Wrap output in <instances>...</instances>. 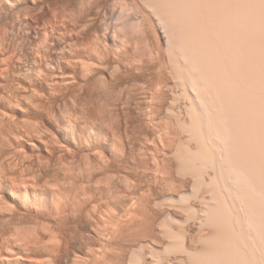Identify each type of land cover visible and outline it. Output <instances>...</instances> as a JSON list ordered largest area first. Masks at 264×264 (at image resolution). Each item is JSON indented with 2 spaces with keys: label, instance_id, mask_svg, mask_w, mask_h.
<instances>
[{
  "label": "bare ground",
  "instance_id": "bare-ground-1",
  "mask_svg": "<svg viewBox=\"0 0 264 264\" xmlns=\"http://www.w3.org/2000/svg\"><path fill=\"white\" fill-rule=\"evenodd\" d=\"M68 1L67 5H63L66 4L63 0L62 2L60 1L62 4L56 1L57 3H55V5L59 3L61 6L58 4L60 7H55L53 4L54 7L49 10L47 1L44 0H0V56H5L6 54L4 55V52L7 53L8 51V55L3 58H1L2 56L0 57V264H47L48 262L45 263L44 261V263H42L43 259L41 262L39 261L43 257L46 259L45 261L51 260L53 262H57V260H59V256L62 254L61 246L59 245L60 241L57 244L52 240L56 236L59 237L58 235L61 234L59 227L65 224L64 222L69 215H75L73 218H76V216L78 217V215L79 217H83L87 212H92L91 210H93V208L96 210L95 207L98 205L106 208L107 211L108 209L111 210L109 211L110 214H112L110 215L112 217H109L113 221H116L117 219L120 221L124 218L127 220V218H134L135 216L136 217L134 219H136L137 214L135 213L139 214L140 212L142 213H140L141 215L139 214V217H143V214H146V217L147 214H149L152 217L151 219H153L152 222L150 221L151 225L150 223L148 224V220L150 219H147L150 216L146 217L147 220L145 219V221L148 222L143 223L145 232L147 228L145 225L148 224V227L150 225V229L147 228L149 232L146 233V240L149 238V244H143V242H141L142 244L140 243L136 245L140 242V239H138L139 242L137 243L134 238V240L130 239L135 242V249H133V247L129 244L128 247L126 245L127 243H123V233L125 232V228L119 230L117 227L120 232L124 231L121 233L122 235L120 232L119 234L122 236V239L120 238L122 242L121 244H124V246L126 245L127 248L126 246L124 247L118 243L117 246L114 247L115 243L113 244V241L114 239H117L115 236H119L117 230L114 229L117 233L112 234L110 232L108 237L106 234L108 233L106 232L107 229L103 230V232L105 231V234L102 231L98 232L99 236L103 233L100 237L101 244L104 247H107V249L111 248V251H108H115V248H119V250H121L119 253L120 256L116 255L117 257L112 260V257L108 260V256L106 254H102L103 258L107 256L104 260L102 258L104 264H106L107 261H110V264H126L128 260L131 261L130 263L133 262L134 264H156L157 261L161 260V254H164V252L160 253L164 247L163 251L170 248L172 249V247L173 249L177 247L175 249L180 251L182 246L183 251L180 253H185L186 258L184 259L183 256V259L180 257L179 259L174 255V259L172 258L173 260L171 261L168 260L170 261L168 264H227L224 263L225 261L228 262V264H257L256 261L258 262L261 257L263 258V262L261 260L262 263L258 262V264H264V77H261L264 76V64L261 62L264 61V48L262 52H259L261 51L259 49L257 51V47L255 48L256 50L254 49L255 51L252 48L253 52L251 50L246 51L244 50L246 48L243 43L244 41H247L246 44L248 41L255 43L253 37L259 41L260 39L258 36H260V34L262 35V33L264 35V32H262L264 31V25H262L263 22H258L262 24H258L257 26V23H253L254 20H250L252 15L256 16L257 14L256 17H258L261 11H264V8H259V2L264 0H249V2L248 0H245L247 6L250 4L251 7H256L258 4L256 7L258 11L257 9L254 10V8L251 9L250 5L249 9L245 6V11H243L240 7L243 5L242 3H244V5L246 4L244 0H241V2L240 0H234V3L233 0H191L186 3H184L186 0H182L184 7L181 3L182 1L178 2L177 0H173L174 2H177L171 3V5L175 6L176 4V6H179L177 3H181L182 6L180 4V7L185 9L184 17H181L183 18L184 26H182L184 30H182L183 28H179V32L181 33V31H184V34H176L175 32L178 33L177 29L176 31L172 29V33L179 36L181 35V38L184 35L183 38H185V40L181 39L179 36V39L183 40L182 42L174 41L171 39L172 37L170 38V40H173L174 43H172L174 45L177 44L178 48L180 46L178 50L181 51L177 52V54H180L177 56L175 55L176 53H173L175 56L172 57L170 62L171 64L169 63L170 67L166 66L164 63H152L149 65L147 63L145 65L144 62L139 59L140 57L137 56L140 51L133 55L134 50L132 51L129 45L133 46L134 44H138L140 42L138 45L142 44L143 46L144 44L142 43V40L146 37L141 38L140 36L146 35L144 33L145 29L139 21V24H136L137 20H135L136 22L134 24L132 22L134 20L131 19L132 21H129V18H127L129 22H124V19L122 23L120 21L121 24H118L119 21L117 24H112V19L115 16L114 10L116 8L114 9V6L116 4V0H105L104 3L101 1L103 5H99V0ZM165 1L167 5L169 2L167 3V0ZM251 1L253 4H251ZM44 2L46 3L43 6ZM239 2L240 4H238ZM196 3L199 4V6L201 5L200 8L203 6L202 9L199 8L200 11L197 9L198 12L196 14H199V16L195 14L197 8L196 6H198ZM214 3L217 7L219 6V8H221L220 12L218 11L219 8L216 10L213 7L215 5ZM236 3L238 5H236ZM160 4H162V2ZM45 5L47 6L49 13H45ZM229 5L236 8H230L232 11L226 9L225 6L228 7ZM209 6L215 10L214 11L211 8V10L214 11H212L213 13L209 11ZM237 6L241 10H239L241 14L236 10L238 9ZM150 7L151 6H149V8ZM163 7L161 10L162 14L164 9L167 14L168 10L172 8L167 16H172V18L169 19L174 25H177L178 28V24H182V20L180 19L181 13H178L180 12L179 9L178 11L175 10V7L170 6V4L167 7L169 8L168 10H166V7L163 9ZM222 7L225 9H222ZM158 9L160 10V8ZM158 9L156 10L158 11ZM259 9L263 10H260L259 12ZM246 10L247 14L244 13ZM242 11L244 13L243 15H249V18L243 17V19H240L241 16H243ZM253 11H256V13ZM161 13L157 14L164 18V14L162 15ZM216 13H219V15ZM121 14L123 15L124 13ZM170 14L171 16H169ZM229 14L233 16L230 18ZM213 15H218L219 21L216 19L218 17L216 16L215 18ZM263 15L264 13H261L260 16L262 19H259V16L256 18V21L257 19L264 21ZM160 16H158L159 19H161ZM202 17L203 22L201 21V23L197 24L195 20L200 21L198 18ZM223 17L227 20L229 18H234L233 22H239L241 20L239 23L244 22V19L247 18L249 19H246L247 22L251 21L256 27L252 26V24H249L247 27V23L245 26L238 24V22H235V24L237 23L239 26L236 24L232 27L230 24L234 23H230V19V21H227L226 19L223 20ZM212 19L214 22H212L213 25H210L211 27L214 28L215 23H220V25L219 23L218 25L215 24L218 30L216 27L214 29L220 34H218L217 31L211 30L209 28L210 26L207 27V25L211 23L210 21ZM171 21H169L170 23L168 22L170 25ZM220 21L224 25H222ZM94 22H97V26L95 25V27ZM165 23L167 24V22ZM205 23L207 25H205ZM226 23L231 26L230 28L228 25L229 30L231 29L230 32L233 31L230 34L229 31L225 30L226 28L228 30V27L225 26L227 25ZM173 24L171 26H173ZM168 25L166 29L168 28ZM91 26H93L94 29ZM236 26H238V28ZM260 26L262 28L261 31L259 30ZM241 27L247 28L244 29ZM241 29L245 30L243 31L244 33H242ZM247 30L251 31V33ZM253 30L257 35L259 34L258 36L256 35L257 38L254 36L255 33ZM257 31L259 32L257 33ZM214 32L222 38L218 36V38H216V35L214 36ZM234 32L240 33H238V35ZM248 32L251 36L249 34L247 37L245 34L248 35ZM197 33H201V35L198 34L199 37L201 36L200 38L197 35V38H199L196 39L198 40V43L194 40ZM225 33L226 35H224ZM233 33L234 35H231ZM10 34H13L12 40ZM206 34H209V36ZM227 35H231V39ZM210 36H212L213 39L215 38V41H217V47L222 45V39L225 38L230 41L229 43V41L226 40L225 43L227 41L228 43L225 44V46L228 44L231 45V43L235 45L237 42V44L243 43L242 47H244V49L242 48L243 50H236V47L235 49H233V47V50L230 49L229 51L228 49L219 50V48H216V50L215 48H212L213 50L208 48V50H206L209 46L207 44H210ZM238 36L242 37L240 38ZM234 37L236 38V41L234 40ZM243 37L244 40L242 41ZM173 38H175V36ZM206 38L208 40H206ZM238 38L240 42H238ZM22 39H25V41L29 40L33 44L31 52L28 51L30 56L27 59H25V56L22 57L21 52H18L16 51L17 49H15V46L17 48L21 45L20 43ZM262 39L260 40L263 42L260 43L261 45L264 44V37ZM144 41L148 42L147 39ZM213 41L214 40H212V42ZM177 42L181 43V45H178ZM212 42L210 45H213L210 47L214 46V43ZM218 43L220 44L219 46ZM17 44L19 45L17 46ZM57 44L62 47L60 50V47L58 46L60 50L59 53L56 48ZM260 44L256 43V45H259V48ZM200 45L204 46V49H201L202 46ZM254 45L252 47H254ZM11 46L12 50L10 49ZM145 46L147 45L145 44ZM143 48L145 47L143 46ZM247 48H249V46ZM8 49L10 51L15 50L14 52H9ZM148 49L146 50L149 51ZM15 51L19 54H16ZM249 52H252L253 54ZM254 52L257 53L254 54ZM244 53H247L249 56ZM256 54H261L262 57ZM143 57L145 56H142V58ZM150 57H148V59H150ZM180 57L181 60L184 59L185 62H183L185 64L181 63V60L179 59ZM260 59L262 60L260 61ZM248 61L249 63H254V65L251 66L252 64H248ZM243 62H245L244 65H247V67L241 65ZM255 64H257V66H255ZM260 64L261 66H259ZM16 66L18 67L17 70L15 69ZM254 70H257V72L255 73ZM259 70L261 72H259ZM251 71L254 72V74ZM245 73L247 74L246 80H244ZM250 74L251 76H248ZM255 75H257V77ZM258 77L262 78H259L261 82L257 79ZM249 78H252L253 80ZM251 87H254L255 90ZM249 89L252 90V92L248 91ZM259 90L261 91L260 93ZM256 91H258V93ZM137 97L139 98L137 101L140 105L135 101ZM136 106L138 107L136 108ZM243 110H246L245 112H247V114L245 112L243 113ZM134 113H140L139 115L142 116V121L140 123L135 124L133 120V123L130 122V118L135 115ZM36 114L45 115V117H43L44 122L40 120L42 124H40V121L37 119L36 120L38 122L33 120L32 116H35ZM163 114H170L173 115V117L177 114H180L181 117L184 115L185 118H183V120L181 119V121H183V125L181 124L183 129H180L181 131L183 130L182 132L184 133H181L180 136L188 134L187 138L177 136V133L180 131L178 130L179 132H177L176 128L178 125L175 126V124H178V118H181L178 117L177 122H169V125L166 123V127L168 126L166 128L168 131H165L166 136L163 138L157 137L159 138L158 142L155 141V139L157 140L156 137L154 140H149L147 138L144 139L143 137L145 136L143 135L148 132L151 127H157L160 123H158V119L161 115L163 116ZM168 115L166 117H168ZM165 122L168 121L165 119ZM159 126H161V124L158 125V130ZM163 127L164 126H162V128ZM153 132L156 135L154 130ZM161 133L164 134V132H160L158 135H165ZM142 138L146 140L144 143L141 141ZM194 139L195 142L197 140V142H199L198 144L196 142V146H194V142L192 145V141ZM207 140H213L214 142L210 143V141L208 142ZM68 143L71 144L72 147L70 145L69 147ZM138 144L141 146V149L144 147H142V145L146 144V146L151 145L153 148H157L155 149L156 151H158L159 148L166 150L167 152L163 150L166 155L168 153L177 155L176 158L179 161L176 167L177 169H174L177 163H169V159L167 160L168 162L166 161L168 157L164 159L166 162H164L165 164L163 165L165 166H163V168L158 166L162 168H159L160 170H163L164 168L166 169H164V171H167L165 172V174L167 173L166 176H168V173L170 174V177H167V179L169 178L168 181H166V177L163 179L166 183L168 182L167 189L170 187L167 192L175 194L174 197L170 198L171 201L169 203L172 204L174 202L175 205L173 204L172 206H176L177 203V208L175 207L176 209L170 206V208L172 207L170 212L173 209L178 211L180 210L181 212V209L185 208L183 209L184 211H182V214H184V212L186 213V211L192 213L194 210L196 211V216H198L199 213L197 214L195 205L193 209V206H191L190 203L187 205L185 203L186 200L187 202L188 200L192 202L197 196H192V192H194L193 189L195 187L192 189L191 186H195V182L198 183L197 179H201L199 182L203 183L204 187L210 186L211 188V186L215 185V193L216 191L218 193H216L218 198L213 202V204H216L212 205L211 201L215 200V197L217 196L216 194L214 195V198H211V196V199L209 198L211 201H209L207 199V192L209 193V191L213 189H208L207 187V191H205L202 189L203 187L201 184V188L200 186H196V189L199 188L197 189L198 191L196 190L197 193L201 190L204 194L202 198L198 197L201 193L197 196L198 200L200 198V202L204 203L201 204V207H199L201 208V212H204H202L203 215H206L202 218L205 217L204 219H206L209 215L206 213H210L212 215L213 212L211 211L214 210V218L213 216L207 217L209 218L207 219L208 226L211 225L208 220L213 218L211 220L212 223H216L217 221L220 224L218 223L216 226H222V224H224L223 227H225V223L227 222L226 219L229 218L228 222L231 223V227L227 224L226 227L227 229L229 227L232 230L233 225L241 223L238 218L236 219V217L241 216V221L243 216L242 220L245 223L243 221L242 222L245 226H243V224L240 225V232H243L247 228L246 230L249 231H246L244 234L250 232L252 237L249 236V238L248 234H246L250 240L247 238L245 239V237H240L241 234L238 235L239 232L237 234L238 230L235 231V228L236 226L239 228V224L233 228L234 234L236 232L239 236L237 239L235 237L237 243V246H235L234 236L236 235H233V239L231 237V240H234L233 242L229 239L230 237H228L232 236V234L229 235L232 231L228 234L229 229L227 232L225 231V228H221L219 226L218 228L214 227V233L211 232L208 234L206 232H210L211 230L207 231V229H212V226L215 224H212L211 227L206 225L208 228L205 229L206 232H204L205 230L203 229L206 228V226H202V228L200 226L202 223L200 222L198 225L199 230L201 228L200 231L203 230V232H199V230H197V226V231L195 232L199 233H193L196 237L199 234L200 241H197L199 242L197 245L203 242V244L201 243V248H198L199 246H195L196 237L195 239L194 237L186 239L187 243L185 244V240H182L185 239L183 236H186L188 232L186 233L185 229L182 227L180 230L184 229L185 233L183 232V234L185 235L180 237L182 232L177 235L180 230L177 228V230L175 228L172 229L173 225H170L169 223L171 220H174L171 224L174 222L180 224L181 222L183 223L184 220H180V223H178V217L180 216H178L177 213H170L169 211L167 212L164 210L167 215L164 214L165 218L163 216V220L167 219V221H162L165 225L164 228H166V226L168 228L167 231H164L165 234H168L165 238L169 240V238L172 237L170 243L176 242L175 244L178 246H174L175 244L173 245L169 242L164 245L165 240L163 239L164 237H161V232L159 234L155 233V225H157L155 222L156 220L158 221L160 217V213L156 212L157 206H155L158 201L154 203L155 199L151 200L149 198L150 195H146V190L143 187L144 182H142L143 176L142 178L140 177L143 175L140 172L144 171V168L147 167L146 165H148V163L150 165V160L148 161L145 154L147 155V152L151 150H149V146L146 147L149 151L145 150L144 152L146 153L144 154L142 152V156L144 155L142 158L140 153L141 149L138 147ZM72 148H78L79 150H82V153L84 152V154L80 153L81 157H78L77 154L79 151L78 153L77 151H74L76 152V154H74V152H71V150H74ZM144 149L145 147L143 150ZM210 151L213 152L212 155ZM69 152H71V154ZM107 154H109V156H107ZM149 154L150 156L152 154V157L150 158H154L152 160L156 162V164L153 162L154 166L152 167H157L158 164L162 163L163 160H159L160 158L157 157L156 159L154 157L153 154L155 153L153 151ZM165 154L164 157L166 156ZM72 155L74 156L71 159L70 157ZM76 157H78V159ZM145 158H147L146 160L148 163L145 162ZM175 160L176 159H174V161ZM207 160L209 163L211 162L210 165H212V167L215 166L214 162H216L215 167H217V169L212 168L214 170L213 172L212 169H210L212 173L208 172V168L211 167H209V163L206 164ZM148 167L147 170H149ZM206 167L208 168L205 169ZM141 168L143 170L139 172V169ZM196 168H199L198 170H202V172L204 169V171L208 170L206 171L207 175L204 174V172H201L200 175L198 173L199 171L196 173ZM154 171L156 170L154 169ZM159 172L160 171H158L157 174H160ZM176 172H178L177 175L180 176V178H177L175 174ZM195 173L196 175L199 174L201 178H198L199 176H195ZM191 178L196 179V181L193 180V184L191 183ZM227 182H232V185L234 183L235 185L233 186L238 188L237 191L236 189L232 190V188L234 189L232 185L231 187H228L227 185L229 184ZM229 188L231 189L229 190ZM223 194L224 196L227 194L225 197H231L232 200L227 199L230 200V202L234 200L236 201V203L240 206L239 208L243 211V215H240V212L239 215H237V213L232 211L237 216L230 212L233 215L229 217L228 211H231L232 209L231 207L225 208V206L228 207V204L226 205V203L229 201L225 202L226 199H222L224 197L221 198ZM191 197L194 198L190 200ZM177 200L181 203L185 200L183 202L184 204H181V206L184 207H180L179 209V202ZM151 201H153V203H151ZM152 204H155L153 206L155 209L152 207ZM231 204L230 206H232ZM234 206L235 205H233L232 208ZM235 207V210H237L238 206ZM161 208L164 209V207ZM203 208L204 210H202ZM119 210L123 213L121 214ZM112 211L114 213H111ZM164 211L162 212L164 213ZM187 213L186 215L189 216V213ZM88 214H86V216H89ZM232 216H235L234 220L236 219V221L230 220V218H233ZM44 217L46 218L44 219ZM176 217L178 221H176ZM191 217L194 219L195 216L191 215ZM47 218L49 220H47ZM140 218L138 219L141 220ZM197 218H200V216ZM131 219L127 220L129 221V224L132 222ZM186 219L187 218H185V220ZM193 219L191 218L190 221L187 219V222L189 221L191 223ZM50 220L54 222V224L50 223ZM232 221L235 224H232ZM105 222L106 226L110 223V221L107 223L106 219ZM189 222L185 224V226H187ZM182 223L181 225L184 224ZM203 223L204 225L206 224L204 221ZM49 224H52V227L56 225L52 231L50 230L51 232L49 231L50 233L46 231L47 227H51ZM112 224L114 225V223H111L110 227H112ZM168 224L170 226H168ZM160 225L163 224H159V227H161ZM242 226L245 227L243 231ZM107 227L109 228V226ZM91 228H93V226ZM144 228L142 234H144ZM138 230L139 229H137V231ZM188 231L190 232L191 230L189 229ZM45 234H50L49 236L53 237V239H50L51 244L52 242L54 244L47 246L49 248H45L43 245L46 246L48 243V241H45L46 243L42 244V246L43 249L45 248L46 250H41L40 247L39 249H35L36 246L41 243L40 239L42 240ZM142 234L139 236L141 237ZM158 235L161 236L159 237ZM146 237L143 235L141 239L143 240L144 238L145 240ZM227 237L228 239H226ZM181 238L182 240L180 242ZM174 239L176 240L175 242ZM177 239H179V242H177ZM213 239L216 241L215 246V241H213ZM130 240L129 242L132 244V241ZM227 240L233 243L231 244L232 246H229L230 244H225V242H228ZM56 241L58 240L56 239ZM124 242H126V239ZM210 242L211 245L213 242L212 247L210 246ZM180 243L182 244L181 247L179 246ZM252 243L259 245L258 247L255 245V247L251 245ZM30 246L34 248L31 249ZM103 246L102 248L104 249ZM233 246H235L234 249ZM241 246L242 249L240 248ZM235 248L237 249L235 250ZM253 248L255 249L254 251L257 250L255 255L260 253V256L257 255L259 257H254L255 255L252 254L254 252ZM173 249L171 250L172 252H178L177 250L173 251ZM239 249L241 250L237 251ZM92 251L93 250L90 252L91 255ZM89 252L87 250L88 254ZM110 252L107 254H110ZM128 253H130L129 255L131 256H129V259H127ZM165 253H167V251ZM97 254L99 253L97 252ZM74 256L75 258H71L72 260L75 259L74 264L75 262L79 264V256H76V254H74ZM76 257H78V259H76ZM155 257L156 259H154ZM157 257L160 258L158 259ZM99 258L101 260V257ZM82 259L81 261H84ZM160 263L162 262H158V264ZM107 264H109V262Z\"/></svg>",
  "mask_w": 264,
  "mask_h": 264
},
{
  "label": "rangeland",
  "instance_id": "rangeland-1",
  "mask_svg": "<svg viewBox=\"0 0 264 264\" xmlns=\"http://www.w3.org/2000/svg\"><path fill=\"white\" fill-rule=\"evenodd\" d=\"M44 1H47V4H48V6H49V7H48L49 10H51V9L54 7L55 3L60 2V1L62 2V0H44ZM56 1H57V2H56ZM67 1H68V0H63V2L66 3V4H63V5H67V3L69 2V1H68V2H67ZM70 1H71V0H70ZM101 1H103V3L105 2V0H99V5H101V4L103 5V3H102ZM125 1H126V2H125ZM158 1H159V0H157V1H156V0H150V1H149V0H116V4H115V6H114V9L116 8V9L114 10V11H115V16H117V17L120 18V19H118L117 17L114 16V18L112 19V24H113V23L117 24L118 21H119L118 24H121L122 21H123L124 19H125L124 22H125V21L127 22V21H128L127 18H129V21L134 20V21H132L134 24H135V22H136L135 20H137V22L139 21V22L142 24V26L144 27V29H145V32H144V33L147 35V36H146V35H144V36H140V35H143V34H140V35H139L141 38H142V37H146V38H143V40H142V43L144 44L143 46H144L145 48H143L142 44H141V45H138V44H140V42H139L140 38H139V40H138L139 43H138V44H134L133 46H132V45H129L130 49H132V51L134 50L133 55L136 54V53H138V52L140 51V52H139L140 54L138 53L137 56L140 57L139 59H141V61H143L145 65H146L147 63H148V65H149V64H152V63H153V64H158V63H159V64H163V63H164L166 66H169V65L171 64L170 62H171L172 57L175 56V55L177 56V55L179 54V53L177 54V52L180 51V50H178V49L180 48V46H179V48H178L176 42H175L176 45H174V44H173V43H174L173 40H174V41H181V42H182L183 40H185V38H183L184 35L182 36V38L180 37V36L182 35V33L184 34V31H183V32L181 31V33L179 32V28L182 29L183 26H184V25H183V18H181V17H184V9H185V8L182 9V7H180V4H181V3L183 4V1H182V0H177L178 2H179V1H182V2H181V3H177V5H179V6H176V4H175L176 7H175L174 5H171V3H176L177 1L174 2L175 0H174V1H173V0H170V1L167 0V3L169 2V3L167 4L168 6H169V4H170V6L175 7V10L178 11V9H179V11H180V12H178L179 14L181 13V14H180V15H181V16H180V19H181L182 21H181V20H180V21L182 22V24H178V28H177V25H174V24L172 23V21L169 19V18H172L171 14L169 15V16H171V17H168V16H167V14L170 13V10H171L172 8H171L170 10H168L169 8H167L168 6L166 5V1H165V0H163L164 3H163L162 0H160V1L162 2V4H160L161 2H160V1L158 2ZM188 1H191V0H186L184 3L188 2ZM192 1H193V0H192ZM230 1H231V0H230ZM236 1H237V0H236ZM244 1H245V0H244ZM244 1H243V2H244ZM252 1H254V0H252ZM252 1H251V2H252ZM61 2H60V4H62ZM124 2H125V3H124ZM136 2H137V3H136ZM142 2H143V4H142ZM234 2H235V1L233 0V3H234ZM240 2H241V0H240ZM240 2H239L238 4H240ZM248 2H249V0H248ZM45 3H46V2L43 3V6H44ZM121 3H122V4H121ZM152 3H153V4H152ZM157 3H158V4H157ZM233 3H232V4H233ZM245 3H246V1H245ZM47 4H46V5H47ZM53 4H54V5H53ZM58 4H59V3H58ZM58 4H56L55 7H57V6L60 7V6H61L60 4H59L60 6H59ZM130 4H131V5H130ZM147 4H149V5H147ZM182 4H181V6H182ZM196 4H197V3H196ZM214 4H215V3H214ZM214 4H213V5H214ZM238 4L236 3V5H238ZM242 4L244 5V3H242ZM251 4H253V2H252ZM256 4H257V3H256ZM259 4H260V5H259V8H264V7H263V6H264V1H260ZM46 5H45V8H46L45 13H49V12H48L49 10H47V6H46ZM50 5H51V6H50ZM52 5H53V6H52ZM104 5H105V4H104ZM118 5H119V6H118ZM133 5H135V6H133ZM152 5H153V7H152ZM159 5H160V6H159ZM197 5L199 6V4H197ZM236 5H235V6H236ZM243 5H241V7H240V5H239V7L242 8L243 11H245V6H246V8L248 7V9H249V5H250V4H248V6H247V3H246L244 6H243ZM254 5H255V3H254ZM254 5H253V6H254ZM127 6H129V7H127ZM149 6H151V7L149 8ZM157 6H158V7H157ZM161 6H162V7L164 6L163 9L166 7V10H168V13H167V14H166L165 9L162 11L164 15L161 13V10H162V7H161ZM198 6H196L197 8H196V12H195V14L198 12L197 9H199V8L201 7V5H200L199 7H198ZM215 6H216V7H215ZM229 6H230V5H229ZM229 6H228V7L225 6L226 9L231 10L230 8H236V7H232V6L229 7ZM257 6H258V4H257ZM257 6H256V7H257ZM122 7H124L125 9L122 8ZM126 7H127V8H126ZM177 7H178V8H177ZM183 7H184V4H183ZM209 7H210V6H209ZM209 7H208V8H209ZM213 7H214L216 10L219 8V6L217 7L216 4H215ZM223 7H224V6H223ZM223 7H222V9H225V8H223ZM239 7L237 6L238 9H236V10L240 13L241 10L239 9ZM256 7H251V5H250V8H251V9L254 8V10H255V9H257ZM130 8H131V9H130ZM153 8H154V9H153ZM158 8H160V10H159ZM176 8H177V9H176ZM180 8H181L182 11L180 10ZM202 8H203V6H202ZM202 8H200V9H202ZM211 8H212V7L209 8V9H210L209 11H211V13H213L215 10L212 8V9L214 10V11H213V10H211ZM132 9H133V11H132ZM152 9H153V10H152ZM156 9H158V11H157ZM200 9H199V11H200ZM248 9H247V10H248ZM121 10H122L123 12H122ZM128 10H129V12H128ZM137 10H138V12H137ZM220 10H221V8H219L218 11L220 12ZM228 10H227V12H228ZM239 10H240V11H239ZM247 10H246V12H244V13L247 14ZM260 10H263V9H259V12H260ZM164 11H165V12H164ZM212 11H213V12H212ZM231 11H232V10H231ZM243 11H242V15L244 14ZM251 11H252V10H251ZM257 11H258V9H257ZM125 12H126V13H125ZM135 12H136V13H135ZM159 12H160L163 16H165V17L162 18L160 15H158V14H160ZM233 12H234V11H233ZM233 12H232V13H233ZM253 12H254V11H253ZM45 13H44V14H45ZM121 13H124V14L122 15ZM127 13H128V14H127ZM134 13H135V14H134ZM157 13H158V14H157ZM182 13H183V15H182ZM229 13H230V11H229ZM239 13H238V14H239ZM251 13H252V12H251ZM254 13H256V11H255ZM261 13H264V11H263V12L261 11ZM261 13H260V14H261ZM44 14H43V15H44ZM125 14H126V15H125ZM216 14L219 15V13H216ZM230 14H231V13H230ZM230 14H229V17L231 18V16H233V15H230ZM240 14H241V13H240ZM248 14H249V13H248ZM260 14H259V16H260ZM119 15H120V16H119ZM124 15H125V16H124ZM129 15H130V16H129ZM156 15H157V16H156ZM196 15L199 16V14H196ZM196 15H195V16H196ZM218 15H216V16L218 17ZM45 16H46V14H45ZM122 16H124V17H122ZM153 16H155V17H153ZM158 16H160L162 20L159 19ZM166 16H167V18H166ZM197 16H196V18H197ZM213 16H215V15H213ZM216 16H215V18H216ZM248 16H249V15H248ZM248 16H247V15H246V16L243 15V16H241V18H240V15H239V18H240V19H243V17H248ZM250 16H251V15H250ZM256 16H257V14H256ZM256 16L252 15V17H250V20L252 19V21H253V20L256 21V18L259 17V16H258V17H256ZM263 16H264V15H263ZM131 17H132V18H131ZM133 17H134V18H133ZM136 17H137V18H136ZM200 17H201V16H200ZM122 18H123V19H122ZM142 18H143V19H142ZM146 18H147V19H146ZM194 18H195V17H194ZM223 18H224V17H223ZM230 18H229V19H230ZM232 18H233V17H232ZM248 18H249V17H248ZM260 18H261V16L259 17V19H260ZM121 19H122V20H121ZM131 19H132V20H131ZM149 19H150V20H149ZM163 19H164V21H163ZM198 19H200V21H199V20H197V21L195 20V22H197V24L201 23V21L203 20V17H202V18H198ZM213 19H214V17H213ZM213 19L210 21L211 23L208 22L209 25H207L206 23H205V25H207V27H209L210 25H213V24H212V22H214ZM216 19L218 20L219 17L216 18ZM220 19H221V18H220ZM225 19H226V18H224L223 20H225ZM229 19H228V20H229ZM233 19H234V18H233ZM233 19H230L231 21L229 20L230 23L233 22ZM237 19H238V18H237ZM246 19H247V18H246ZM246 19H244V22H242V23H239V22H241V20H240L239 22H238V21H235V20H234V21H235V22H238V24H240V25H241V24H242V25H245V24L247 23V27H248V25H249V24L251 25L252 22H251V21H250L251 23H250L249 21L247 22V20H249V19H247V20H246ZM259 19H257L256 22L253 21V23H254V24L257 23L256 25L258 26V24H259V25L262 24V23L260 24V23H258V22H263L262 25H264V21H261V20H259ZM261 19H262V18H261ZM140 20H141L142 22H141ZM147 20H148V21H147ZM151 20H152V22H151ZM159 20H160V21H159ZM168 20L171 21V25L173 24V26H171V25L169 24L170 22H169ZM221 20H222V19H221ZM226 20H227V19H226ZM228 20H227V21H228ZM245 20H246V22H245ZM258 20H259V21H258ZM263 20H264V18H263ZM113 21H114V22H113ZM120 21H121V23H120ZM129 21H128V22H129ZM143 21H144V22H143ZM218 21H219V20H218ZM124 22H123V23H124ZM137 22H136V24H139V22H138V23H137ZM159 22H160V24H159ZM165 22H167V24H166ZM168 22H169V23H168ZM181 22H180V23H181ZM202 22H203V21H202ZM215 22H217V21H215ZM220 22H221V21H220ZM223 22H225V21H223ZM235 22H233L234 24H230L229 22H228V23H229L230 25H232V27H233V25L235 26V25L237 24V23L235 24ZM94 23H95V22H94ZM96 23H97V22H96ZM96 23L94 24V27H95V25L97 26ZM133 23H132V24H133ZM143 23H144V24H143ZM161 23H162V24H161ZM218 23H219V22H217V23H215V24L218 25ZM221 23H222V22H221ZM243 23H244V24H243ZM132 24H131V26H132ZM134 24H133V25H134ZM164 24H165V25H164ZM168 24H169V25H168ZM215 24H214V26L216 27ZM226 24H227V23H226ZM229 24H227V25H225V26L228 27ZM238 24H237V25H238ZM254 24H252V26L256 27ZM144 25H145V26H144ZM150 25H151V26H150ZM167 25H168V28H167V29H169V30L166 29ZM182 25H183V26H182ZM219 25H220V23H219ZM222 25H224V24L222 23ZM230 25H229V27L231 28ZM152 26H154V27H152ZM157 26H158V27L160 26V27L158 28ZM163 26H164L165 28H164ZM169 26H170V27H169ZM179 26H180V27H179ZM181 26H182V27H181ZM238 26H239V25H238ZM238 26H236V27L238 28ZM245 26H246V25H245ZM252 26H249V27H252ZM91 27L94 29L93 26H91ZM171 27H172V28H171ZM173 27H174V28H173ZM215 27L213 28V27L210 26L209 28H210L211 30H213V31H217V30H218L217 27H216L217 30H214ZM218 27H219V26H218ZM222 27H223V26H222ZM229 27H228V30H227V28L225 27V28H226L225 30H226V31H229V34H230V33H232L233 31L230 32L231 29L229 30ZM247 27H246V28H247ZM92 28H90V29H92ZM151 28H152V29H151ZM212 28H213V29H212ZM234 28H235V27H234ZM239 28H240V27H239ZM241 28L246 29L245 27H241ZM258 28H259V27H258ZM263 28H264V27H263ZM95 29H96V28H95ZM172 29L175 30V31H176V29H177L178 33H177V32H175V33H176V34H181V35L179 36V35H175V33H172V32H173ZM207 29H208V28H207ZM223 29H224V27H223ZM250 29H251V28H250ZM250 29H249V30H250ZM261 29H262V28H261V26H260V29H259V30L261 31ZM147 30H148V31H147ZM160 30H161V31H160ZM163 30H165V31H163ZM170 30H171V31H170ZM182 30H184V28H183ZM208 30H209V29H208ZM238 30H239V29H238ZM241 30H242V29H241ZM249 30H247V31H249ZM257 30H258V29H257ZM243 31H245V30H242V33H244ZM253 31H254V30H253ZM168 32H171V33H168ZM198 32H200V31H198ZM209 32H210V30H209ZM211 32H212V31H211ZM223 32H225V31H223ZM249 32L251 33V31H249ZM249 32H248V35L245 34V36L248 37L249 34H250ZM258 32H259V31H257V33H258ZM262 32H264V31H262ZM262 32H260V33H262ZM142 33H143V31H142ZM153 33H154V34H153ZM206 33H208V32H206ZM217 33L220 34L218 31H217ZM234 33H235V32H234ZM234 33L231 34V35H234ZM238 33H240V32H238ZM238 33H235V34H238ZM242 33H241V34H242ZM254 33H255L254 36H256L257 34H256L255 31H254ZM165 34H167V35H165ZM198 34L201 35V33H197V34L195 35V37H194V38H195L194 40L199 39V38L201 37V36L199 37ZM209 34H210V33H209ZM209 34H206V35L209 36ZM227 34H228V33H227ZM241 34H240V35H241ZM10 35H11V34H10ZM12 35H13V34H12ZM12 35H11V40H12V38H13ZM173 35L175 36V38H173V37H174ZM185 35H186V33H185ZM197 35H198L199 38H197ZM215 35H216V36H215ZM224 35H226V33H225ZM224 35H223V36H224ZM231 35H227V36H229V38H230ZM238 35H239V34H238ZM258 35H259V34H258ZM258 35H257V36H258ZM262 35H263V33H262ZM262 35L260 34V36H258V38H259L260 40L264 37V35H263V36H262ZM178 36H179L181 39H183V40H180ZM212 36H213V34H212ZM212 36H210V37H211V40L207 37V38L210 40V44H211L212 40L215 41V38L213 39ZM214 36H215L216 38L220 37V36H218V35L216 34V32H214ZM217 36H218V37H217ZM242 36H243V35H242ZM242 36H241V37H242ZM250 36H251V34H250ZM257 36H256V38H257ZM171 37H172V38H171ZM177 37H178V38H177ZM185 37H186V36H185ZM236 37H237V35H236ZM238 37H240V36H238ZM241 37H240V38H241ZM252 37H253V35H252ZM260 37H261V38H260ZM170 38L173 39V40H170ZM207 38H206V40H208ZM220 38H222V37H220ZM220 38H219V40H220ZM234 38H235V37H234ZM234 38H233V39H234ZM245 38H246V37H245ZM249 38H250V37H249ZM253 38H254V40H255V43H253V42L251 43V41H248L247 44H248L249 48H247V47H248L247 44H246L247 41H246V42H245V41L243 42V43L245 44L244 47H245L246 49H244V47H242V44H243V43H241V44H240V43L237 44V42H236V43L234 42L235 45H234L233 43H231L232 46L229 45V44H228L229 46H228V45L225 46V44H227L228 41H229V39H225V38L222 39V42H223L224 44L222 43V45H220V44L218 43V46L220 45L219 47H217V43H216L217 41H215V43H214V41H213L212 43H214V46H213V47H210V46H212L213 44L210 45V44L208 43L207 45H209V46L207 47V49H206V48H205V49L208 50V48H211V49H212V48H215V50H216V48H217V49L219 48V50H220V49H221V50H224V49L226 50V49H228V51H229L230 49L233 50V49H235V47H236V50H243V49H244V50H246V51H247V50H248V51L251 50V51L253 52V50L257 47V48H256L257 51H258V49H259V50H261V51H259V52H262V50H263V48H264V47H263L264 44L261 45L260 43H261L262 41H260V40L258 39V40L260 41V42H259V41H257V40L255 39V37H253ZM146 39H147L148 42H145V41H144V40H146ZM175 39H176V40H175ZM178 39H179V40H178ZM230 39H231V38H230ZM22 40H23V42H22ZM22 40H21V43H20L21 45L18 46L19 44H17L18 47L16 48V46H15V49H17L16 51L21 52L22 55H21V54H20V55H21L22 57L25 56V59H27V58H29V56H30V53H29V52H31V50H32L31 48H33V44H32V42H30L29 40H28L29 42H28V41H25V39H22ZM26 40H27V39H26ZM166 40H167V41H166ZM217 40H218V39H217ZM219 40H218V41H219ZM226 40H228V41L225 43ZM234 40L236 41V38H235ZM234 40H232V41H234ZM243 40H244V37H243L242 41H243ZM245 40H247V39H245ZM249 40H250V39H249ZM262 40H263V39H262ZM140 41H141V40H140ZM143 41H144V42H143ZM196 41H197V43H198V40H196ZM242 41H241V42H242ZM252 41H253V40H252ZM172 42H173V43H172ZM199 42H200V41H199ZM207 42H208V41H207ZM220 42H221V40H220ZM238 42H240L239 38H238ZM29 43H31L32 45L29 44ZM147 43H148L149 45H148ZM158 43H159V44H158ZM169 43H170V44H169ZM177 43H178V45H179V44L181 45V43H179V42H177ZM229 43H230V41H229ZM249 43H250V44H249ZM256 43H259V44H260V48H259V45H256ZM262 43H263V42H262ZM145 44H146L147 46H145ZM172 44H173V46H172ZM215 44H216V45H215ZM236 44L239 45L240 48H239V46H237ZM254 44H255L256 46H255ZM28 45H29V47H28ZM168 45H169V47H170V46H171V47L169 48ZM253 45H254V47H252ZM25 46H26V47H25ZM31 46H32V47H31ZM58 46L60 47V50H61L62 47H61V45H58V44H57V47L55 46V47L58 49L57 52L59 53L60 50H59ZM136 46H138V47H136ZM159 46H160V47H159ZM175 46H176V48H175ZM200 46H202V45H200ZM227 46H228V47H227ZM246 46H247V47H246ZM21 47H22V48H21ZM23 47H24V48H23ZM140 47H142V48H140ZM146 47H148V48H150V49H148V48H146ZM172 47H173V48H172ZM203 47H204V46H202L201 49H204ZM220 47H221V48H220ZM226 47H227V48H226ZM229 47H230V48H229ZM233 47H234V48H233ZM237 47H238V49H237ZM261 47H262V48H261ZM13 48H14V47H13ZM53 48H54V47H53ZM134 48H135V49H134ZM166 48H168V49H166ZM232 48H233V49H232ZM242 48H243V49H242ZM252 48H253V50H252ZM10 49L12 50V46H11ZM15 49H14V50H15ZM19 49H20V50H19ZM54 49H55V48H54ZM146 49H148L149 51H147ZM169 49H170V50H169ZM181 49H182V48H181ZM211 49H210V50H211ZM256 49H255V50H256ZM8 50H9V49H8ZM14 50H13V51H10V50H9V52H14ZM22 50H23V51H22ZM24 50H25V51H24ZM212 50H213V49H212ZM255 50H254V51H255ZM16 51H15V53H16ZM28 51H29V52H28ZM132 51H131V53H132ZM136 51H137V52H136ZM143 51H144V52H143ZM146 51H147V52H146ZM150 51H152V52H150ZM263 51H264V50H263ZM26 52H27V53H26ZM166 52H167L168 54H167ZM180 52H181V51H180ZM243 52H244V51H243ZM252 52H249V53H252ZM2 53H3V52H2ZM24 53H25V54H24ZM144 53H145V54H144ZM149 53H150V54H149ZM153 53H154V54H153ZM170 53H172V54H170ZM173 53H174V54L176 53V54L174 55ZM255 53H257V52H254V54H255ZM263 53H264V52H263ZM0 54H1V53H0ZM5 54L8 55V51H7V53L4 52V55H5ZM9 54H10V53H9ZM16 54H19V53H16ZM147 54H148V55H147ZM169 54H170V56H169ZM244 54H245V55H248L247 53H244ZM244 54H243V55H244ZM252 54H253V53H252ZM261 54H262V53H261ZM261 54H260V55L256 54V55L262 57ZM6 55H5V56H6ZM26 55H27V57H26ZM131 55H132V54H131ZM150 55H151V57H150ZM179 55H180V54H179ZM1 56H2V57H1ZM1 56H0L1 58L5 57V56H3V55H1ZM142 56H145V57L142 58ZM156 56H157L158 58H157ZM161 56H162V57H161ZM181 56H182V55H181ZM248 56H249V55H248ZM250 56H251V55H250ZM148 57H150V59H148ZM170 57H171V58H170ZM263 57H264V56H263ZM168 58H169L170 60H169ZM23 59H24V58H23ZM25 59H24V60H25ZM161 59H162V60H161ZM167 59H168V60H167ZM173 59H174V58H173ZM179 59L181 60V57H180ZM262 59H263V58H262ZM262 59H260V61H261ZM148 60H149V61H148ZM151 60H152V61H151ZM162 61H163V62H162ZM183 61H184V59L181 60V63H182V64L185 62V61H184V62H183ZM249 61H252V60H249ZM249 61H248V64L251 65L252 63H249ZM261 62H262V64H264V61H261ZM169 63H170V64H169ZM227 63H228V62H227ZM244 63H245V62H243V64H241V65L247 67V65H244ZM254 63H255V60H254ZM254 63H253L251 66H253ZM184 64H185V63H184ZM230 64H231V63H230ZM246 64H247V62H246ZM257 64H259V63H257ZM257 64H255V66H257ZM259 66H261V64H260ZM169 67H170V66H169ZM248 67H249V65H248ZM17 68H18V67L16 66L15 69L17 70ZM244 70H245V69H244ZM261 70H262V69H261ZM246 71H247V70H246ZM249 71H250V69H249ZM249 71H247V72H249ZM254 71H255V73L257 72V70H254ZM16 72H17V71H16ZM16 72H15V73H16ZM244 72H245V71H244ZM251 72H252V71H251ZM251 72H250V73H251ZM259 72H261V71L259 70ZM263 72H264V70H263ZM252 73L254 74V72H252ZM246 75H247V74L245 73V78H244V80H246V78H247ZM248 76H251V74L248 75ZM252 76H253V75H252ZM255 76L257 77V75H255ZM261 77H264V76H261ZM261 77H258L257 79L259 80V78H261ZM252 78H254V77H252ZM252 78H249V79L253 80ZM261 79H262V78H261ZM263 79H264V78H263ZM254 80H256V79L254 78ZM248 81H249V80H248ZM259 81L261 82V80H259ZM263 81H264V80H263ZM251 82H252V81H251ZM254 82H255V81H254ZM257 82H258V81H257ZM249 87H250V86H249ZM251 88H252V87H251ZM251 88H250V89H251ZM250 89H249L248 91L252 92V90H250ZM252 89L255 90L254 87H253ZM256 92L258 93V91H256ZM256 92H254V93H256ZM260 92H261V91L259 90V93H260ZM262 92H263V91H262ZM257 93H256V94H257ZM256 94H255V95H256ZM134 98H135V97H134ZM138 99H139L138 97H137V99H135V101L137 102V104H139L138 101H137ZM136 102H135V103H136ZM139 102H140V101H139ZM139 105H140V104H139ZM139 105H138V106H139ZM138 106H136V108H137ZM245 111H246V110H245ZM245 111L243 110V113H244ZM245 113L247 114V112H245ZM134 114H135V115H134L135 117L132 116V118H130L131 121H130V120H129V121H130L131 123H133V121H134L135 124H136V123H140V122L142 121V119H141L142 116L139 115L140 113H139V114H138V113H134ZM246 114H245V115H246ZM37 115H38V116H37ZM167 115H168V114H163V116L161 115V116L159 117V119H158V123H159V122H160V123H159V124L157 123L158 125L161 124V126H159V130H158V125H157V124H156L157 127H151V126H150L151 128L149 129V131L147 130L148 132H146V133L143 135V136H145V137H143V138H144V139L147 138V139H149V140H150V139H153V140H154L155 137H156V138H157V137H160V138H161V137H162V138L165 137V136H166V134H165L166 132H165V131H168V130H166V128L168 127V126L166 127V125H167V124L169 125V122H172V123L174 122V123H175V122H177L178 119H179L180 121L178 120V122H177L178 124H175V126L178 125L176 129H177V132H179V131H180V132H179V133L176 132V133L178 134L177 136H180L181 133L183 134V133H184V132H182L183 130H182V131L180 130V129H183V127L181 126V124L183 125V121H181V119L183 120V118H185V116L182 115V117H181L180 114H177V115H175V117H173V115H170V114H169L170 116L168 115V117H166ZM179 115H180V116H179ZM248 115H251V114H248ZM183 116H184V117H183ZM34 117H35V118H34ZM43 117H45V115H43V114H36L35 116H32V118H33L34 121L37 119L38 121L41 120V121L44 122V118H43ZM165 117H166V118H165ZM178 117H181V118H178ZM134 118H135L136 120H135ZM139 118H140V120H139ZM169 118H170V119H169ZM177 118H178V119H177ZM165 119H166V121H168V122H165ZM171 119H172V120H171ZM37 120H36V122H38ZM132 120H133V121H132ZM170 120H171V121H170ZM41 121L39 122L40 124H42ZM180 122H181V123H180ZM166 123H167V124H166ZM179 123H180V124H179ZM163 124H165V125H163ZM170 124H171V123H170ZM162 126H164L163 128H164L165 130L162 128ZM170 126H171V125H170ZM170 126H169V128H170ZM175 126H174V128H175ZM263 126H264V125H263ZM180 127H181V128H180ZM261 127H262V126H261ZM262 128H263V127H262ZM184 129H185V127H184ZM263 129H264V128H263ZM153 130L155 131L156 135L154 134ZM162 130H163V131H162ZM178 130H179V131H178ZM130 131H132V130H130ZM160 132H164L165 135H164L163 133H161V134H163L164 136H161L160 134L158 135V133H160ZM185 132H187V131H185ZM129 134H130V132H129ZM146 134H149V135H146ZM157 135H158V136H157ZM187 135H188V134H186V135H184V136L182 135V136H183V138H187ZM146 136H147V137H146ZM153 136H154V137H153ZM182 136H180V137L182 138ZM152 137H153V138H152ZM143 138H142V139H143ZM142 139H141V141H143V143H144L146 140H144V139L142 140ZM158 139H159V138H157V140L155 139V141L158 142ZM196 140H197V139H196ZM197 141H198V140H197ZM197 141H196V142H197ZM207 141L209 142L210 140H207ZM193 142H194V146H196L195 139L192 141V145H193ZM211 142H214V141L212 140V141H210V143H211ZM198 143H199V142H197V144H198ZM69 145L71 146V144L68 143V146H69ZM138 145H139V144H138ZM70 146H69V147H70ZM143 146L145 147L144 150H143V148H144ZM148 146H149V147H148ZM148 146H146V144H143V145H142V147H143L142 149H141V146H140V145L138 146V147H140V149H141V151H140L141 156H142V152H143V154L146 153V152H144V151H145V150H148V148H149V150H151V151H153V152L155 153V154H153V155H154V157H155L156 159H157V157H158V158H160L159 160H163V161H162V163H160V161H159V163H160L161 165L158 164L157 167H152V166H154V164H156V162H154V161L152 160V159H154V158H150V157H152V154H151V156H150L149 153H150L151 151L148 150L149 152H147V153H148L147 155L145 154V157L147 156L148 161L150 160V165H149L148 161L146 160L147 158H145L144 160H146L145 162L148 163V165H149V167H150L151 169L148 167V165H146V166L148 167L149 170H147V167H145V168H144V171L140 172L141 170H143V169L141 168V169H139V172H140L141 174H143V175H141V174H139V175H141V176H140L141 178H142V176H143V179L145 180V181H144V180L142 179V182H144V184H145V186H144V184H143V187H144V189L146 190V195H147V196L150 195L149 198H150L151 200H154V199H155V200H154V203H156V202L158 201V202H157V205L152 204V207H153L154 205L157 206V207H156V210H157V211H156V210H155V211H156L157 213H160V214H159V215H160L159 220H158V221L156 220V222H155V223L158 225V227H157V225H155V226H156V227H155V231H156L155 233L159 234V233L161 232L160 234H162V236H161V235H160V236H161L162 238L164 237L163 239H164L165 241H164V240H162V241H164V243H165L164 245H166V244H168V242L170 243V240H171L172 237H171V238L168 237L169 240H168L167 238H165V236H166V235L168 236V234H165L164 231H167L168 228H167V226H166V228H164L165 225H164L163 221H165V220L167 221V219L163 220V216H164V214L167 215V214L165 213V211H167V212L169 211V212H170V210L172 209V207H174V209H176V208H177V203L175 202V203H176V206H172V205L174 204V202H173L172 204L169 203V202L171 201L170 198H172V197L175 196V194L170 193V192H169V193L167 192V190H169L170 187H168V189H167L168 182L166 183V181L169 180V178L167 179V177H168V176L170 177V174L168 173V176H166L167 173L165 174V172H167V171H164L165 168H164L163 170H160L159 168H161V167L163 168V166H165V165H163V164H165L164 162H166V161L169 159V163H170V162H171V163L173 162L174 164L177 163V164L175 165V167H174V169H177L176 167H177L179 161H178V159L176 158L177 155H175V154H172V153L169 154V153H168L169 155L167 154V155H168V156H167V155L164 153V151H166V150H164V149H160V148H159L158 151H156L155 149H157V148H155V147L153 148L151 145H148ZM154 146H155V145H154ZM71 147H72V146H71ZM146 147H148V148L146 149ZM72 149H74V148H72ZM163 150H164V151H163ZM74 151H77V153H78V151H79V153H78L77 155H78V157H81V156H80V155H81L80 153H82V150H79L78 148H77V149H74V150H71L72 153H73ZM80 151H81V152H80ZM71 152H69V153L71 154ZM157 152H159V153H157ZM166 152H167V151H166ZM210 152H211V151H210ZM140 153H139V154H140ZM160 153L162 154V156H161ZM74 154H76V152H74ZM82 154H84V152H83ZM158 154H159V155H158ZM164 154L166 155L165 157H164ZM212 154H213V152H211V155H212ZM215 154H216V153H215ZM215 154H214V155H215ZM209 155H210V154H209ZM67 156H68V154H67ZM73 156H74V155H72L70 158L72 159ZM107 156H109V154H107ZM143 156H144V155H143ZM143 156H142V158H143ZM170 156H171V157H170ZM174 156H175V157H174ZM78 157H76V158L78 159ZM162 157H163V158H162ZM167 157H168V158H167ZM68 158H69V157H68ZM70 158H69V159H70ZM140 158H141V157H140ZM165 158H167L166 161L164 160ZM71 159H70V160H71ZM171 159H172L173 161H172ZM174 159H176L177 161H176V160L174 161ZM208 160H210V159H208ZM208 160H207V163H206V164L209 163ZM211 161H212V160H211ZM151 162H152V164H153V162H154V164L152 165ZM167 162H168V161H167ZM213 162H214V161H213ZM213 162H212V163H213ZM198 163H199V162H198ZM198 163H197V164H198ZM166 164H167V163H166ZM210 164H211V162L208 164L209 167H211V168L206 167L205 169L208 168L209 171H208V170H206V171H208L209 173H212V172L214 171L213 169H217V167H215V166H216V162H214V164H215L214 167H215V168L212 167V165H210ZM214 164H213V165H214ZM172 165H173V164H172ZM208 165H207V166H208ZM158 166H161V167H158ZM198 167H199V166H198ZM162 168H161V169H162ZM199 168H200V167H199ZM199 168H198V169H199ZM212 168H213V169H212ZM154 169H155L156 171H154ZM198 169L196 168V173L199 171L198 173L201 175L202 170H198ZM205 169H204V170H205ZM210 169H212V172H211ZM165 170H166V169H165ZM204 170H203V172H204V174H206V171H204ZM158 171H160V172H159L160 174H157ZM162 171H164V172H162ZM143 172H144L145 174H144ZM152 172H153V173H152ZM174 172H175V171H174ZM203 172H202V173H203ZM208 172H207V173H208ZM196 173H195V176H199V174L196 175ZM153 174H154V175H153ZM163 174H164L165 176H164ZM175 174H176L177 178H180V176L177 175L178 172H176ZM155 175H156V176H155ZM161 175H162V176H161ZM206 175H207V174H206ZM153 177H154V178H153ZM156 177H157V178H156ZM159 177H162V178H159ZM163 177H164V178H163ZM165 177H166V179H167L166 181L163 180V179H165ZM151 178H152V179H151ZM194 178H195V177H194ZM194 178H191V179H192V180H191V181H192V182H191L192 184L194 183L193 180L196 181V179H197V177H196V179H194ZM198 178H201V176H199ZM155 179H156L157 181H156ZM158 180H159V181H158ZM197 180H198V183L195 182V186H191L192 189H193V187H195V188L193 189L194 192H192V196L195 197L196 195L198 196V194L201 193V194H199L198 197L202 198V196H203L204 194L202 193L201 190H199V192L197 193V191H198L197 189H199V188L196 189V186H200V184H201L202 187H203L202 189H204L205 191H207L206 188H207L208 186H207V187H206V186L204 187V186H203V183H200V182H199V180H201V179H197ZM153 181H154V183H153ZM164 181H165V182H164ZM155 182H156V184H155ZM196 183H197V184H196ZM227 183H228L229 185H227V184H226V185H227L228 187H231L232 182H231V183H230V182H227ZM163 185H164V186H163ZM233 185H235V184L233 183ZM233 185H232V186H233ZM161 186H162V187H161ZM213 186H214V187H213ZM213 186H211V188H210V186L208 187V189H213V190H210L209 193L207 192V199H208L209 201H211L210 199H211V198H214V195L217 193V191H216V193H215V190H214V188H216V186H215V185H213ZM227 186H226V187H227ZM212 187H213V188H212ZM228 187H227V188H228ZM233 187H234V189L232 188V190H235V189H236V191H237L238 188H236V186H233ZM149 188H150V189H149ZM158 188H159V189H158ZM200 188H201V186H200ZM230 189H231V188H229V190H230ZM196 190H197V191H196ZM164 191H165V192H164ZM200 191H201V192H200ZM150 192H151V193H150ZM158 192H159V193H158ZM166 192H167V193H166ZM171 192H172V191H171ZM203 192H204V191H203ZM212 192H213V193H212ZM147 193H148V194H147ZM193 193H194V194H193ZM196 193H197V194H196ZM165 194H166V195H165ZM168 194H169V196H168ZM170 194H171V195H170ZM209 194H210V195H209ZM217 194H218V193H217ZM217 194H216V196H217ZM224 194H225V193H224ZM224 194L221 196V198L224 197V198H222V199H224V200L226 199L225 202L229 201V202L226 203V205L228 204V207L225 206V208H230V207H231V209H232L231 211H230L229 209H228L229 211L226 210V211L229 212V217H231V215H233L234 213H237V215H239V212H240V215H243V211L241 210V208H239L240 206L236 203V201H235V200L232 201V202H235L236 204H235V203H232V202H230V200H232L231 197H230V198L225 197V196H227V194H229V193H227L225 196H224ZM172 195H173V196H172ZM166 196H168V197H166ZM197 196H196V197H197ZM211 196H212V197H211ZM228 196H229V195H228ZM151 197H152V198H151ZM163 197H164V198H163ZM165 197H166V199H165ZM194 197H191V199H190V198H189V199L192 200V198H194ZM196 197L194 198V200H195V199H196V200H195V201H194V200L192 201L193 204H192V202L189 201V200H188V202H187V200H186V203H185V204L187 205V204L190 203V205L193 206V209H194V205H195V209L197 210V214L199 213L198 216H196V213H195L196 211H194V210L192 211V213L186 211V213H187V212L189 213V216L186 215L185 212H184V214H182V213H183L182 211H184L183 209H185V208H182V207H184V206H181V204H184L183 202H184L185 200H184V201L182 200V201H183L182 203L179 202V201L177 200V201L179 202V205H178L179 209H180V207L182 208V209H181V210H182L181 212H180V210L178 211V210H174V209L170 212V213H172V212L174 213V212H175V213H177L178 216H180V217H178V219H179V222H178V223H180V220H184V221H183L184 224L181 222L183 225H181V223H180V224H177V222H174V223L171 224V222H173L174 220H173V221L171 220L169 223H170V225H173L172 229H173V228H175V229L177 228V229L180 230V229L183 227V228L185 229V232H186V233L188 232L186 236H183V237H185V239H183V240H182V238L180 239V242H181V240H182V241L185 240V241H184L185 244L187 243V240H186V239H189V238H191V237H194V239H195V237H196L195 234H196V233L203 232V230L207 229L208 227H211L212 224H215L214 226H212V229H207V231H209V230H211V231H210V232H206V230H205L204 232H206V233H208V234H210L211 232L214 233V230H213V229H215L214 227L218 228V227L220 226V225H219V226H216V224H218L219 222L216 221V223H212V221H211V220L214 218V215H213V214H214V210L211 211V212H213L212 215H211L210 213H206L207 215L209 214L208 216H211V217L213 216L212 219L210 218V220H208V221H210V223H211V225L209 224L210 226H208L207 219H209V218H207L208 216L206 217V219H204L205 217L202 218L205 214L203 215L204 212L202 211V212H203V213H202V212H201V208H199V207L202 206L201 204H204V203L200 202L201 199L199 198V200H198V197H197V198H196ZM210 197H211V198H210ZM167 198H168V199H167ZM209 198H210V199H209ZM217 198H218V196L215 197V200H212V201H211V202H212V205L216 204V203L213 204V202L216 201ZM158 199H159V200H158ZM161 199H162V200H161ZM163 199H164L165 201H164ZM227 199H230V200H227ZM160 200H161V201H160ZM159 201H160V202H159ZM162 201H163V202H162ZM167 201H168V202H167ZM196 201H197V202H196ZM165 202H166V203H165ZM151 203H153V201H151ZM159 203H160V204H159ZM161 203H162V204H161ZM167 203H168V206H167ZM199 203H200V204H199ZM231 203H232V204H231ZM169 204H170V205H169ZM196 204H197V205H196ZM198 204H199V206H198ZM230 204H231L232 206H233V205L238 206L237 210H235V208H236L235 206H234L235 208H234V207L232 208V206H230ZM159 205H160V206H159ZM161 205H162V206H161ZM174 205H175V204H174ZM170 206H172V207L170 208ZM159 207H160V208H161V207H164V209L161 208V212H160V208H159ZM175 207H176V208H175ZM197 207H198V209H197ZM95 208H96V210L93 208V210H91L92 212L89 211V212L91 213V215H90L89 212L86 213V214L89 213V214H88L89 216H86V214H85V216L82 215L83 217H81V216L79 217V215H78V217L76 216V218H73L75 215H74V216H73V215H69L68 218H67L68 220L66 219V221L64 222L65 224H63L62 226L59 227V230H61V231H60L61 234H60V235H58L59 233L57 234L59 237L56 236V237L53 239V237H50V236H49L50 234H48V235L45 234V236H44L43 239H42L43 241L40 239V242H41V243L38 244L37 246L35 245V246H36L35 249H39V247H40V249L42 250V249H43V246H44L45 248H49V247H47V246H51V245L54 244V243H57V244H58L59 241H60V244H59V245L61 246L62 254L59 256V258H58L59 260H57V262H53V261H51V260H50L51 262L48 261V260L45 261L46 259H45L44 257L41 258L39 261L41 262V260L43 259V260H42V263H44V262H45V263L48 262L47 264L52 263V262H53L52 264H67V263H68V264H72V263L74 264V260H75V259H74V260H72V259H73V257L75 258L74 254H76V256H79V258H80V259H79V262H80V263L82 262L81 264H92V263H93V264H104V261H103V260H104L105 257L108 256V260H110L109 258L112 257V258H111V260H112L113 258H116V257H117L116 255H119V256H120L119 253L121 252V250H119V248H118V249L115 248V251L110 252V251H111V248H110V249H109V248L107 249V247H104V246L101 244V242H100V239H101V238H100V237L102 236L103 233L105 234V231L103 232V230H106V229H107L106 232H108V233H106V234H107V237H108V234H109L110 232L113 234V233H117V231H118V235H119L120 237L117 236V235H116L117 237L115 236V238H117V239H114V241H113V244L115 243V246H114V247L117 246V243L120 244V245H122V246H124V244L127 243L126 245H127L128 247H129V245H130L131 247H133V249H135V248H136L135 246L138 245V244H140L141 242H143V244H149V238H148V240H146V239H147V237H146L147 234H146V233L149 232L148 229H150L151 222L153 221V219H151V218H152L151 215L147 214V216H146V217L150 216L149 218H147V219H150V220H148L149 222L147 221L148 224L150 223V225H149V227H148V224L145 225V227L147 226V228H148V229L146 228V232H145V228H144V224H143V223L146 222V221H145V219H146L145 215H146V214H143L144 221H143V217H141V216H140L141 218L139 217V214L142 213V212H140L139 214H138V213H135V214H137V218H136V219H134L136 216H135L134 218H133V217L127 218V220H128V219H131V218L134 220V221H133V220L131 219L132 222H130V224H129V223H128L129 221H127L125 218H124L123 220H120L121 222L119 221V219H117L116 221H113L112 219H110V217H112V216H110V215H112V214H110V211H111L110 209H108V211L110 210V211L108 212V211L106 210V208H104V207H102V206H100V205H98V206L95 207ZM153 208H154V207H153ZM157 208H158L159 210H158ZM104 209H105V210H104ZM154 209H155V208H154ZM239 209H240V210H239ZM164 210H165V211H164ZM202 210H204V208H203ZM94 211H95V212H94ZM119 211H120L121 214L123 213V212H121V210H119ZM162 211H164V213H163ZM232 211H233L234 213H233ZM241 211H242V213H241ZM107 212H108V213H107ZM193 212H194V213H193ZM200 212H201V214H200ZM230 212L233 213V214H231ZM111 213H114V212L112 211ZM188 213H187V214H188ZM108 214H109V215H108ZM135 214H133V215H135ZM161 214H162V215H161ZM193 214H194V215H193ZM94 215H96V216H94ZM140 215H141V214H140ZM191 215H192V216H195L196 218L200 216L201 219H200V218H197V219H196V218L194 217V219H195V220H194L193 217H191ZM234 215H235V214H234ZM237 215H235V216H237ZM70 216H71V217H70ZM109 216H110V217H109ZM161 216H162V217H161ZM185 216H186V217H185ZM205 216H206V215H205ZM235 216H232L233 218H232V219L230 218V220L236 221V219L238 218V219H239V222H241V223H238V224H239V228H240V225H241V224H243V226H245V225H244L245 222L242 220V219H243V216H242L241 221H240V217H241V216H239V217L237 216L236 219L234 220ZM46 217H47V216H46ZM46 217H44V219H45ZM101 217H104V218H101ZM107 217H109V218H107ZM166 217H167V216H166ZM184 217L187 218L189 221H190V219L192 218L193 221H194V222L196 221V222L194 223L193 221H191V223H190V222L188 221L189 224H188L187 226H185V224H187L188 222H187V219L185 220ZM188 217H189V218H188ZM87 218H88V219H87ZM91 218H92V219H91ZM98 218H99V219H98ZM138 218H140L141 220H139ZM161 218H162V219H161ZM164 218H165V216H164ZM167 218H168V217H167ZM174 218H175V216H174ZM180 218H181V219H180ZM227 218H228V217H227ZM101 219H102V221H101ZM105 219H106L107 223H109V221H110V223L107 224V226H109V228L106 226ZM147 219H146V220H147ZM178 219H177V217H176V221H178ZM198 219H199V220H198ZM202 219H203L204 222H206L205 225H204ZM228 219H229V218H228ZM228 219H226L227 222L225 223V227H223L224 224H222V226H220V227H221V228H225V231H227V232H228V229H229L228 234L230 233V231H232V232L229 234V235L232 234V236H228V234H227V236L230 237V238H229L230 240H231V237H232V239H233V235H236V236H234V240H235V237H236V239H237V238L239 237L238 235H240V234L242 235V236L240 235V237H245V239H246V238L249 239V238H250L249 236L252 237V235H251L250 232H247V233H246V234H248V237H249V238L246 236V234H244L246 231H249V230H246L247 228L245 229V227H243V226H242V231H243V229H245V230H244L243 232H240V231H241V228H240V230H239V228H237L238 226H236V225H238V224H237V223L235 224L233 221H232V224L234 223L235 225H233L232 230H231L229 227H228V229H227L226 224H227L228 226L231 225V223L228 222V221H229ZM47 220H49V219L47 218ZM85 220H86L87 222H86ZM90 220H91V221H90ZM92 220H93V221H92ZM125 220H126V222H127L128 224L125 222ZM162 220H163V221H162ZM168 220H169V218H168ZM205 220H206V221H205ZM98 221H99V222H98ZM111 221H112V222H111ZM122 221H123V223H122ZM150 221H151V222H150ZM160 221H162V222H160ZM237 221H238V220H237ZM242 221H243L244 223H243ZM97 222H98V223H97ZM147 222H146V223H147ZM158 222H160V223H158ZM185 222H186V223H185ZM198 222H199V223H198ZM200 222H201L203 225L200 224ZM213 222H214V221H213ZM50 223L54 224V222H52L51 220H50ZM84 223H85V224H84ZM103 223H105V224H103ZM111 223H114V225L112 224V227H110ZM139 223H141V224H139ZM146 223H145V224H146ZM161 223H162L164 226H163V225H160L161 227H159V224H161ZM175 223H176L178 226H177ZM228 223H229V224H228ZM52 224H51V225H52ZM55 224H56V223H55ZM70 224H71V225H70ZM95 224H96L97 226H96ZM132 224H133V226H132ZM165 224H166V223H165ZM199 224H200L201 227H202V226H206V225H207L208 227L206 226V228H204L202 231H200L201 228H200V230H199V226H198ZM219 224H220V223H219ZM51 225L49 224V226H51ZM56 225H57V224H56ZM56 225L53 226V227L51 226L50 228L47 227V229H48V228H49V229H48V230L46 229V231H48V233H50V232L56 227ZM85 225H86V226H85ZM94 225H95V226H94ZM99 225H100V226H99ZM101 225H102V226H101ZM104 225H105L106 227H105ZM115 225H116V228H115ZM166 225H167V224H166ZM170 225L168 224V226H170ZM179 225H180V226H179ZM192 225H196V226H192ZM77 226H79V227H77ZM92 226H93V228H91ZM197 226H198V228H197ZM234 226H236V228H235ZM71 227H72V228H71ZM99 227H100V229H99ZM117 227L119 228V230L125 228V230H124L125 232H124V231L120 232V231L117 229ZM142 227L144 228V234H142V232H143V228H142ZM178 227H179V228H178ZM230 227H231V226H230ZM63 228H64V229H63ZM101 228H103V229H101ZM104 228H105V229H104ZM135 228H136V229H135ZM141 228H142V229H141ZM156 228H157V229H156ZM160 228H162L163 230L160 229ZM169 228H170V227H169ZM188 228L191 230V231H190L191 233L188 231V230H189ZM196 228H197V230H199V232H195V231H197ZM202 228H203V227H202ZM233 228L236 229L235 231L238 230V231H237V234H238V232H239L238 235L236 234V232H235V234H234V231H233L234 229H233ZM82 229H83V230H82ZM91 229H92V230H91ZM96 229H98V230H96ZM108 229H110V230H108ZM114 229L117 230V231L115 232ZM132 229H133V230H132ZM137 229H139V230L137 231ZM164 229H166V230H164ZM175 229H174V231H175ZM177 229H176V230H177ZM184 229L180 230V232L176 231V232H178L177 235H178L179 233H181V232H182V234H181L180 237H182V235H185V234H183ZM50 230H51V231H50ZM66 230H67V231H66ZM71 230H72V231H71ZM77 230H78V231H77ZM93 230H94V231H93ZM212 230H213V231H212ZM49 231H50V232H49ZM62 231H63V232H62ZM101 231H102L103 233L100 234V236H99V233H98V232H101ZM129 231H131V232H133V233H131V232H129ZM134 231H135V232H134ZM93 232H94L95 234H94ZM119 232H120V234L124 232V233H123V234H124V235H123V243H124V244H121V243H122V242H121V239H122V236H121V235H122V234L120 235ZM137 232H140V233H137ZM185 232H184V233H185ZM193 232H195V234H194ZM63 233H64V234H63ZM134 233H135V234H134ZM249 233H250V235H249ZM65 234H66V235H65ZM112 234H111V235H112ZM131 234H132V235H131ZM140 234H142L141 237L139 236ZM164 234H165V235H164ZM193 234H194V235H193ZM43 235H44V234H43ZM97 235H98L99 237H98ZM135 235H136V236H135ZM143 235H144V237H146V238H145L146 241L144 240V238H143V240L141 239V238L143 237ZM188 235H190V236H188ZM244 235H245V236H244ZM47 236H48V237H47ZM62 236H63V237H62ZM81 236H82V237H81ZM93 236H94V237H93ZM158 236H159V235H158ZM160 236H159V237H160ZM167 236H166V237H167ZM187 236H188V238H187ZM253 236H254V235H253ZM45 237H46V238H45ZM228 237H227L226 239H228ZM47 238H48V239H47ZM50 238L53 239L52 241H55V242H54V243L52 242V244H51V239H50ZM78 238H79V239H78ZM120 238H121V239H120ZM133 238L135 239V242H136V243L139 242L138 239H140V242L137 243V244L135 245V244H134L135 242L132 241V240H134ZM136 238H137L138 241L136 240ZM196 238H197V239H196V242H195V243H196L195 246H197V247L199 246L198 248H201L203 242H201L202 244L200 243L199 245H197V243H199V242H197V241H200V240H199V234L197 235ZM56 239H57L58 241H56ZM65 239H66V240H65ZM91 239H92V240H91ZM94 239H95V240H94ZM125 239H126V242H124ZM130 239H132V240H130ZM253 239H254V238H253ZM77 240H79V241H77ZM80 240H81V241H80ZM129 240L132 241V244L129 242ZM167 240H168V241H167ZM178 240H179V239H177V242H179ZM234 240H233V241H234ZM249 240H250V239H249ZM254 240H255V239H254ZM45 241H46V242L48 241L47 244H49V242H50V244H49V245L46 244V246H45V245L42 246V244H45V243H46ZM65 241H66V242H65ZM74 241H75V242H74ZM88 241H89V242H88ZM175 241H176V240L174 239V242H175ZM213 241H215V239H213ZM227 241H228L229 243L227 242V243H228V244H227V243L225 242V244H226V245H229V244H230L229 246H232L231 244H233V243H232L233 241H232V240H231L232 242L229 241V240H227ZM43 242H44V243H43ZM70 242H71V243H70ZM78 242H79L81 245H80ZM87 242H88V243H87ZM90 242H91V243H90ZM146 242H147V243H146ZM171 242H173V241H171ZM230 242H231V243H230ZM76 243H77V244H76ZM175 243H176V242H175ZM175 243H170V244H173V245H174ZM195 243H194V244H195ZM214 243H215V244H214V246H215V245H216V241H215ZM87 244H89V245H87ZM128 244H129V245H128ZM141 244H142V243H141ZM170 244H169V245H170ZM178 244H179V243H178ZM182 244H183V242H182ZM182 244L180 243L179 246L181 247ZM234 244H235V246H237V245H236V244H237V243H236V240H235ZM39 245H40V246H39ZM65 245H66L67 247H66ZM78 245H80V246H78ZM98 245H99V246H98ZM126 245H125V246H126ZM132 245H133V246H132ZM164 245H163V247H164ZM173 245H172V246H173ZM212 245H213V242H212ZM212 245H211V242H210V246H211V247H212ZM238 245H241V244H238ZM251 245H253V246L256 245V246L258 247L259 244L257 245V244H253V243H252ZM31 246H32V245H31ZM31 246H30V247H31ZM41 246H42V247H41ZM64 246H65V247H64ZM96 246H97V247H96ZM102 246L104 247V249H105V248H106V249L104 250V249L102 248ZM125 246H124V247H125ZM127 246H126V248H127ZM174 246H178V245L175 244ZM235 246H233V249H234ZM256 246H255V247H256ZM167 247H168V245H167ZM182 247H183V246H182ZM182 247L180 248V249H181L180 251H178V249H175V248H177V247H175L174 249H173V247H172L173 251H174V250H177L179 253L176 252V251H175V252H172V251H171L172 249H171L170 247H169V248H170L171 250L168 249L170 252H169L168 250H164V251H163V249L165 248V247H164V248L162 249V251H160V253H161V252H164V254H161L162 256L160 255L161 258H160V257H159V258H160L161 260H160V261H157V260H156V261H157L156 264H158V262H162V263H160V264H168L171 260L174 259L175 256H176L177 258L180 257L181 259H183L182 257L184 256V259H185V258H186V254H185V253H184V254H183V253H180L181 251H183ZM238 247H239V246H238ZM255 247H254V248H255ZM32 248H34V247H31V249H32ZM45 248H44V249H45ZM72 248H73V249H72ZM77 248H78V249H77ZM81 248H82V249H81ZM86 248H87V249H86ZM90 248H91V250H93V251H92V255H91V253H90V252H91ZM93 248H94V249H93ZM101 248H102V250H101ZM178 248H179V247H178ZM240 248L242 249V246H241ZM254 248H253V251L256 249V248H255V249H254ZM44 249H43V250H44ZM236 249H237V248H235V250H236ZM241 249H239V250H237V251H240ZM257 249H258V248H257ZM45 250H46V249H45ZM87 250H88V252H89V250H90V252H89L90 255L87 253ZM94 250H95V251H94ZM96 250H100V251H96ZM108 250H110V251H108ZM112 250H114V249H112ZM160 250H161V249H160ZM64 251H65V252H64ZM69 251H70V252H69ZM74 251H75V252H74ZM102 251H103V253H102ZM105 251H106V252H105ZM166 251H167V253H165ZM256 251H257V250H256ZM256 251H254L252 254L255 255V254H256V253H255ZM76 252H77V253H76ZM83 252H85V253H83ZM93 252H94V254H93ZM97 252H98L99 254H97ZM109 252H110V254H107V253H109ZM258 252H259V251H258ZM79 253H80V254H79ZM177 253H178V254H177ZM66 254H67V255H66ZM77 254H78V255H77ZM85 254H86V255H85ZM95 254H96V255H95ZM102 254H104V255L106 254L107 256H105V257L103 258V255H102ZM129 254H130V253L127 254V259H129V256H130ZM131 254H132V253H131ZM165 254H166V255H165ZM250 254H251V253H250ZM174 255H175V256H174ZM180 255H181V256H180ZM254 255H253V256H254ZM257 255L260 256V253H258ZM257 255H255L254 257H259V256H257ZM71 256H72V257H71ZM114 256H115V257H114ZM60 257H61V258H60ZM67 257H68V258H67ZM94 257H95V259H94ZM99 257H101V260H102V258H103V260L101 261ZM130 257H131V256H130ZM71 258H72V259H71ZM82 258H84V259H82ZM87 258H89V259H87ZM157 258H158V257H157ZM159 258H158V259H159ZM162 258H163V259H162ZM166 258H167V259H166ZM172 258H173V259H172ZM180 258H179V259H180ZM38 259H39V258H38ZM76 259H78V257H76ZM81 259L84 260V261H81ZM85 259H86V260H85ZM92 259H93V260H92ZM106 259H107V258H106ZM154 259H156V257H155ZM257 259H258V258H257ZM257 259H256V260H257ZM262 259H263L262 257H261L260 260L258 259V260H259L258 262L262 263V262H263ZM90 260H91V261H90ZM163 260H164V261H163ZM168 260H170V261H168ZM224 260H225V259H224ZM261 260H262V262H261ZM43 261H44V262H43ZM76 261H77V260H76ZM86 261H87V262H86ZM95 261H97L98 263L95 262ZM83 262H84V263H83ZM88 262H89V263H88ZM94 262H95V263H94ZM105 262H106V261H105ZM108 262H109V264H110V261H107L106 264H107ZM128 262L130 263L131 261L128 260V261L126 262V264H129ZM258 262L256 261L257 264H258ZM80 263H79V264H80ZM111 263H112V261H111ZM224 263H227V264H228V262H226V261H225ZM75 264H77V262H75ZM130 264H134V263L132 262V263H130Z\"/></svg>",
  "mask_w": 264,
  "mask_h": 264
}]
</instances>
